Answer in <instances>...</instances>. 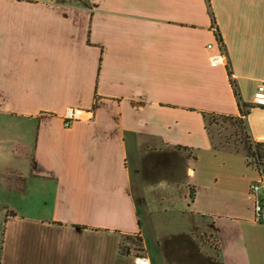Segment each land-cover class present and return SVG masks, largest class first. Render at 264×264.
<instances>
[{"label":"crops","instance_id":"0c3cea01","mask_svg":"<svg viewBox=\"0 0 264 264\" xmlns=\"http://www.w3.org/2000/svg\"><path fill=\"white\" fill-rule=\"evenodd\" d=\"M220 44L228 65L210 61ZM233 80L263 141L264 0H0V129L12 133L0 145L23 155L0 159V207L16 213L2 221L0 264H163L135 193L139 156L160 155L181 170L164 213L212 228L213 263L264 264L251 191L263 175L206 129L205 112L240 114ZM68 107L92 113L65 127ZM24 126L31 143L10 131ZM125 235L147 252L121 253Z\"/></svg>","mask_w":264,"mask_h":264},{"label":"rangeland","instance_id":"374dc122","mask_svg":"<svg viewBox=\"0 0 264 264\" xmlns=\"http://www.w3.org/2000/svg\"><path fill=\"white\" fill-rule=\"evenodd\" d=\"M207 121L211 122L209 128L212 141L216 146L220 149L247 153L245 145L247 142V128L244 129L245 124L236 123L234 120L220 115H210ZM3 128L0 129V132ZM31 129L29 126H24L10 131L16 132L15 136L19 134L24 141L31 143ZM3 134L4 137H8L12 133H9V129H3ZM9 142L10 139L8 141L3 140V145H0V159L7 161L5 162L7 164L15 158L14 156H23L16 145L13 146V150L16 149V152L13 153L12 145H9ZM139 157L144 169L141 176H139V181L136 180L135 193L139 201L138 211L142 218V230L150 248L158 251L163 264H219L212 262V260L217 262L219 259L216 237L212 228L202 218L191 217L189 219L186 216H180L179 213L170 212V210H168V213H164V207L169 208V205H171L167 193L170 179L175 175H180L181 171L174 164L175 160L165 155ZM136 163L139 164V160ZM7 170L9 171L10 168ZM163 183L165 184L163 185ZM143 185L148 187L146 194L150 196L153 211H156L151 213L149 217L144 206ZM8 196H10V193L0 192V201H2L1 197ZM4 202L2 201L0 205H6ZM8 211L9 209L0 207V244L4 235L2 221L8 216ZM128 244L132 246L134 253L142 255L145 254V250L147 252L144 241L138 242L135 240L130 241ZM159 244H162L161 248H159Z\"/></svg>","mask_w":264,"mask_h":264},{"label":"trees","instance_id":"16d2710c","mask_svg":"<svg viewBox=\"0 0 264 264\" xmlns=\"http://www.w3.org/2000/svg\"><path fill=\"white\" fill-rule=\"evenodd\" d=\"M209 12L212 15L213 12L209 7ZM219 35L220 32L218 31ZM221 39V38H220ZM221 41V40H220ZM231 72V71H230ZM233 86H234V90H235V94L239 100V109H240V114L239 115H225V114H217L214 112L211 113H204V116L206 117V129L208 131V133L211 135V131L209 128V125L211 124V122H208V117L211 116H216V115H220V116H224L227 118H230L232 120H234L236 123H243L245 124V127L247 128V132H246V136H247V142H246V149H247V153H246V159H247V164L252 167L257 169L258 171H260L263 175L264 178V140L263 141H258L255 140L253 138V136L251 135L248 125L246 123L245 117L246 115H248L249 110L251 105L247 104L246 102L243 101L242 96L240 95V92L238 90V86L235 80H233ZM214 143V142H213ZM215 147L219 148L218 146L215 145ZM185 149H190L188 147H184ZM220 149V148H219ZM193 193V188H190V192L189 195L192 196ZM138 200V199H137ZM9 216H15L16 213L14 211H9ZM213 227V224H212ZM137 240L138 242H143V239L140 235H125L123 237V240L120 243V251L123 254H131L134 253V249L132 248V246L130 244H128L130 241H135ZM216 242L219 248V241L216 237ZM144 249V248H141ZM136 254V253H135Z\"/></svg>","mask_w":264,"mask_h":264},{"label":"built area","instance_id":"2783aa9c","mask_svg":"<svg viewBox=\"0 0 264 264\" xmlns=\"http://www.w3.org/2000/svg\"><path fill=\"white\" fill-rule=\"evenodd\" d=\"M209 48H212L213 45L209 44ZM221 49L217 53L210 55V61L214 65L218 64H225L228 65L226 52L224 50V47L222 44H220ZM260 95L255 99L254 104L259 106H264V84L259 86ZM92 112L85 111L80 108L75 107H68L63 115L64 118V126L70 127L73 121L82 119L86 116V114H89ZM261 189H264V178L261 181H258L256 183H253L251 185V191L257 196V202L255 206L256 215L255 219L258 222L264 223V199L261 194Z\"/></svg>","mask_w":264,"mask_h":264}]
</instances>
